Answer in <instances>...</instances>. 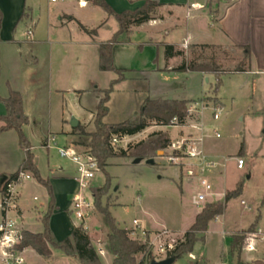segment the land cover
<instances>
[{"label": "rangeland", "instance_id": "obj_1", "mask_svg": "<svg viewBox=\"0 0 264 264\" xmlns=\"http://www.w3.org/2000/svg\"><path fill=\"white\" fill-rule=\"evenodd\" d=\"M29 6L34 9L35 15L46 16L54 12L59 7H76V3L57 0H28ZM100 11V10H98ZM101 15H104L103 12ZM97 20H98V15ZM25 27V26H23ZM210 52L204 55V62L209 65ZM215 64V63H214ZM159 67H163V60L158 62ZM245 66V64H244ZM221 71L220 67H217ZM239 68H243V65ZM89 80L86 85H61L63 90L83 89V104L90 109L95 108L99 103V92L110 87L111 80L116 78L114 73L102 72L98 65L93 63L89 66ZM137 77V76H136ZM143 78L146 76H142ZM122 82L114 86L111 99L108 103L109 115L105 118L108 124H119L126 120H133L139 115L143 102L146 98L167 99L192 98L197 101L189 102L188 109L193 110V114L187 119L186 128H191L193 124H203V129H190L180 133L176 140H171L170 132L173 136L183 131V128L171 125L164 135L169 139V146L157 152L154 164H147V160L135 164L133 157H117L109 161L106 173L99 171L90 184L91 189L103 187L108 179L110 189L102 197V207H108L122 229L134 228L133 222L137 220L140 228L153 232L151 240H155V232L169 230L168 242L179 245L184 241L185 233L194 224L196 216L202 209L211 203L224 201L225 195L233 191L237 183H244L243 197L233 198L227 204L225 214L209 224L204 241H200L194 248L192 254L185 255L175 264H241L246 260H256L261 257L264 261V242L261 235L257 239V253H250L243 249L240 257L230 253L231 238L242 234L250 225L253 219L259 214L262 215L264 226V100L252 101L248 97L247 91L237 92L234 85L227 83L222 91H226V109L221 111L218 120L214 119V111L219 105L213 98L216 88V79L213 75H208L203 79L201 75H176L159 74L145 82V79ZM224 78V77H223ZM209 79V82L206 81ZM183 83V81H185ZM47 90H42L44 98L42 103L34 105L35 112H43L48 115L44 118L45 123L52 126V131L57 133L56 142L59 147L70 144L72 138L61 134V105L59 98L47 94ZM64 106L68 112L74 115L80 112L79 100L75 93H65ZM209 95V96H205ZM212 95V96H211ZM204 96V97H203ZM203 97V98H202ZM202 98V99H201ZM81 102V101H80ZM198 103V106L196 105ZM206 105L210 108H203ZM39 109V110H38ZM63 109V108H62ZM65 109V108H64ZM196 120H198L196 122ZM195 122V123H194ZM1 125V124H0ZM87 132L94 131V118L87 115V119L80 123ZM152 126V125H151ZM202 128V127H201ZM66 130V128H65ZM33 147V153L41 177L50 180L53 172L64 169L70 172L74 167L67 160L62 159L55 145L49 148L41 145V135L32 132L31 128H24ZM194 135H193V134ZM220 137L217 138L216 134ZM158 128L153 123L152 128L144 134L136 137L118 139L113 143L115 151H127L130 147L146 145L157 139ZM201 138L203 146L206 148V155L209 160L216 161L221 166L217 170L206 173L205 177L213 185V192L220 194L208 199V203H203L196 207L193 196L204 191L198 180L189 178L186 171L182 170L184 165L176 166L167 161L170 155L182 154L175 151L174 144L195 138ZM75 141L80 138L75 137ZM245 143L247 154H240L242 144ZM74 144V143H73ZM80 152H84L82 147H78ZM132 155V152H128ZM242 158L245 162L244 169H238L237 159ZM25 159L24 150L20 147L17 132L10 131L0 135V174L10 176L16 172ZM221 173V174H220ZM31 180L25 181L20 187L23 200L21 199V209L24 210L22 217H18V226L26 231L34 233L43 232L41 218L48 210L49 194L47 188L38 182L31 174ZM91 189L83 191L85 198L89 202H94ZM35 198L37 200H35ZM2 196L0 195V203ZM29 200V205L23 201ZM242 201V202H241ZM245 202V206L243 204ZM73 220L83 223L74 215ZM87 233L93 247L96 249L103 264H111L113 256L108 248V228L106 227L102 215L93 207L91 217L86 220ZM230 231H233L230 233ZM151 233V232H147ZM152 234V233H151ZM251 236V234L249 235ZM248 236V238H249ZM135 240H143L142 237L132 236ZM99 249H103L105 255L99 254ZM154 260L161 261L168 258L166 254H159L158 248L153 247ZM24 264H81L74 258L65 256L62 252L54 250L53 259L45 260L32 250L24 255ZM143 258L138 256V260ZM263 263V262H262Z\"/></svg>", "mask_w": 264, "mask_h": 264}, {"label": "crops", "instance_id": "obj_2", "mask_svg": "<svg viewBox=\"0 0 264 264\" xmlns=\"http://www.w3.org/2000/svg\"><path fill=\"white\" fill-rule=\"evenodd\" d=\"M62 1L76 3V7H59L54 12L41 17V15H35L28 0H0V11L3 14L0 44V96L4 99L8 98L11 91L22 95L24 113L29 119V123L24 128H31L32 132L41 135L43 147H46L45 145L52 137L56 139L55 135L58 134L52 131L49 123H45L44 118L48 117L46 113L45 115L38 111L34 113V105L42 103L44 98L42 90H47L48 95L59 98L61 134L72 138L71 143L63 147L72 146L78 150L79 148L73 144L76 136L73 135L74 129L70 126L73 114L64 106V94L76 92L80 112L74 117L79 120V123L83 124L87 115L94 118L97 106L90 109L83 104L85 90H63L60 86L86 85L89 80L90 64L100 66V45L112 39L119 30V24L114 17L93 5L90 0ZM105 1L117 13L135 12L145 4L144 0ZM52 2L56 3L57 0ZM156 2L158 8L153 13L152 19L140 26H132L129 39L113 48L115 67L127 71V79L124 82L129 80L137 82L142 80V76H146L143 79L147 82L159 74L201 75L203 79L213 75L216 83L221 82L220 89L213 92V97L217 99L222 110L226 109L225 96L223 97L226 91H222L227 83L224 79H228L229 83L232 82L237 92L243 93L246 90L251 102L264 100V0H156ZM96 15L99 17L98 20ZM79 23L88 29H97V35L95 37L87 35L81 30ZM166 45L172 46L181 54L167 58ZM206 52H210V63L220 67L221 71L217 74L173 71L183 63L201 64L204 62ZM160 60H163V67L158 66ZM242 65L243 68H239ZM206 81L209 82V79ZM185 82L186 80L183 81ZM172 99L175 98L171 97L170 100ZM179 100L197 101L192 98ZM196 105L198 106V103ZM210 107L206 105L203 108ZM5 114L6 108L0 102V116ZM193 125L195 128H186V125L178 126L183 128V131L175 136L169 131L170 139L176 140L180 133L188 129H190L188 132L192 129L200 131L204 127L203 124ZM152 126L142 133L144 134ZM156 127L158 133L166 134L167 127L160 125ZM192 139L196 141V146L204 154L209 155L201 138L195 136ZM51 144L55 145L54 148L58 152L57 142ZM246 154L245 146L244 157ZM189 162V160L185 161L182 170L186 171ZM73 167L70 172L63 168L59 169L53 172L50 178L56 200V210L50 220V229L59 241L69 238L72 231L82 225L72 218L74 215L72 198L81 192L77 181V169L74 164ZM3 177L4 175L0 174V178ZM19 194L21 204V199L23 200L21 190ZM216 194V197L220 196ZM23 202L25 205L30 203L27 199ZM23 213L24 210L21 209L19 217H22ZM251 221L246 230L258 221L256 232L260 231L263 236L262 215L259 214L255 219L252 217ZM20 230L23 229L20 228ZM144 231L151 232L152 234H148L149 238L152 237V231L146 229ZM29 250L35 252L29 248L24 251V255ZM255 252L257 253V250ZM261 260L262 258L258 257L256 260H246L241 264H264Z\"/></svg>", "mask_w": 264, "mask_h": 264}, {"label": "trees", "instance_id": "obj_3", "mask_svg": "<svg viewBox=\"0 0 264 264\" xmlns=\"http://www.w3.org/2000/svg\"><path fill=\"white\" fill-rule=\"evenodd\" d=\"M145 4L142 8L135 12L117 13L105 0H90V2L102 8L109 16L116 19L119 24L118 32L106 43L100 45V70L102 72H113L117 75V79L113 80L110 87L99 92V103L95 109L94 117V131L87 132L84 127L79 125L78 128L73 130V135L80 138L75 141L76 147H82L85 153L94 156L98 162L99 169L106 173L107 167L110 165L111 159L121 157L133 159L150 160L156 157V154L161 149H166L169 146V139L165 140V133H159L157 139L144 145L130 147L127 151H120L118 154L113 147V139H123L126 137H133L144 132L151 125L156 124L160 126L169 127L172 120H178V126H185L189 117V109L186 100L177 99H151L146 98L143 102L139 115L136 119L126 120L119 124H108L105 118L109 115L108 103L111 99L114 86L124 82L127 71L119 70L114 65L113 48L126 42L129 39L131 27L140 26L149 22L152 15L158 8L156 0H144ZM3 22V14L0 11V44H1V27ZM83 32L91 37L97 35V29H88L79 23ZM165 54L167 58L175 55H180L172 46H165ZM174 72H203L207 74H217L218 69L215 65H203L196 62L183 63ZM221 87V82L216 84L215 92ZM214 98V97H213ZM217 103V99L214 98ZM0 102L6 108V114L0 116V135L15 131L19 136L20 147L24 150L25 159L16 173L8 176L7 180L1 184L0 178V195H4L7 185L16 181L21 173H31L40 184L48 190L49 205L47 212L41 218L44 227L42 233H33L23 230L22 240L17 246L21 251L26 249H33L38 255L47 261L53 259L54 250L62 252L67 257L76 258L81 264H103L101 259L93 247L90 237L82 224L72 231L69 238L59 241L57 240L51 229L50 220L56 210V200L50 180H44L35 163V156L33 147L24 133V126L29 123L28 117L24 113L23 97L19 92L11 91L8 98L0 96ZM218 104V103H217ZM46 146V145H45ZM245 143L242 144L240 154H244ZM132 152V155H128ZM110 180L101 188L91 189L94 198V207L102 215L104 223L108 228V248L113 256L112 264H150L154 260L152 247L150 246L149 238L147 241L135 240L131 237V231L122 229L116 223L110 209L102 207V197L110 189ZM243 183H238L235 189L225 196L224 201L211 203L206 205L202 211L196 216L194 224L184 235V241L176 246L175 250L169 255L168 258H176L180 260L185 255L192 254L196 244L204 241L205 234L208 230L209 224L216 220L218 217L225 213L227 204L233 198H238L243 193ZM256 221L242 234L234 236L231 241L230 253L232 255L241 256L242 251L248 240V236L257 231ZM148 234V233H147ZM149 237V234H148ZM142 255L143 258L138 260V256Z\"/></svg>", "mask_w": 264, "mask_h": 264}, {"label": "built area", "instance_id": "obj_4", "mask_svg": "<svg viewBox=\"0 0 264 264\" xmlns=\"http://www.w3.org/2000/svg\"><path fill=\"white\" fill-rule=\"evenodd\" d=\"M55 1V0H52ZM31 34V33H30ZM222 109L219 107L215 110L214 119L218 120L220 117ZM189 114H193V110H189ZM190 116V115H189ZM172 124L178 127V120L174 118ZM195 128V126H192ZM216 137L219 138L220 135L217 133ZM56 141L55 137L49 139L46 144V147L49 148L51 143ZM118 138L113 139V143H117ZM175 151H178L182 154L170 155L167 158V161L176 166L185 165V161L189 160L187 164L186 175L189 178L197 179L199 185L204 191L193 196L192 202L196 207H199L203 203H208V199L217 196L213 192V185L205 177L206 173L217 170L221 165L216 161L209 160L208 157L196 146V141L193 139H186L182 142L174 144ZM58 153L62 159H67L76 166L77 169V181L81 192L76 194L72 198V207L77 219L81 220L87 230L85 224L92 215V210L94 207V202H89L83 191L86 189H91L90 184L95 178L96 174L100 171L98 162L94 156L89 153H81L75 147H58ZM238 169H244L245 162L242 158L237 159ZM32 176L28 173H21L16 181H13L7 185L4 195H2L0 203V264H24V251H21L17 248L19 243L22 240V231L18 226V217L21 211L20 206V194L19 188L22 184L31 180ZM35 200H37L35 198ZM243 204H245L243 202ZM134 228L130 229L132 236L142 237L143 240L147 241L148 234L139 226V222L135 220L133 222ZM261 235V240L264 241V235L262 236L261 232H255L249 236L244 249L248 252H255L257 250V239ZM170 236L169 231H162L156 233L155 240L149 238L150 246L158 248L159 254L169 255L175 250L176 245L173 242H168ZM140 239V238H139ZM137 239V240H139ZM99 254L104 256L105 253L103 249H99Z\"/></svg>", "mask_w": 264, "mask_h": 264}, {"label": "water", "instance_id": "obj_5", "mask_svg": "<svg viewBox=\"0 0 264 264\" xmlns=\"http://www.w3.org/2000/svg\"><path fill=\"white\" fill-rule=\"evenodd\" d=\"M79 120L76 118V117H72L71 120H70V126L73 128V129H76L79 127ZM143 160L142 159H135L134 163L135 164H139L141 163ZM147 164H151L153 165L154 164V159H150V160H147L146 161ZM7 176H4L2 179H1V184H3L6 180H7ZM176 258H167L165 260H161V261H156V260H153L150 264H175L176 262Z\"/></svg>", "mask_w": 264, "mask_h": 264}]
</instances>
